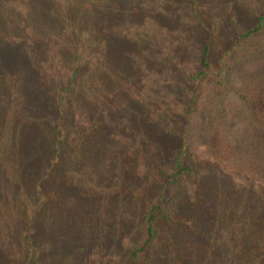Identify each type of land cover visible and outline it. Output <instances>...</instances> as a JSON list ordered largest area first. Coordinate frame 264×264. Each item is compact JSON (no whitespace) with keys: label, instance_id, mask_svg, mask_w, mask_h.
<instances>
[{"label":"trees","instance_id":"obj_1","mask_svg":"<svg viewBox=\"0 0 264 264\" xmlns=\"http://www.w3.org/2000/svg\"><path fill=\"white\" fill-rule=\"evenodd\" d=\"M25 1L23 11L35 19L24 26V38L4 20L20 10L0 14V55L21 47V62L0 69V258L14 253L13 264H47L55 239L105 250L127 233L133 246L125 256L120 251L119 264H264V115L250 126L253 142L233 136L232 152L244 146L234 161L242 171L233 175L244 184L223 177L219 166L204 178L194 152L196 101L187 84L211 71L209 28L200 27L207 40L197 70L171 69L164 81L184 104L175 113L160 107L158 88L150 96L133 93L146 72H164L162 62L139 55L151 49L148 39L126 35L144 0ZM179 4L198 12L196 0ZM76 8L84 17L78 19ZM45 19L52 33L37 27ZM262 22L264 15L221 59ZM48 62L70 75L50 77ZM221 71L219 96L229 86ZM240 98L249 111L264 110V90ZM208 124L207 138L215 143L218 134ZM194 180L199 188H187Z\"/></svg>","mask_w":264,"mask_h":264},{"label":"rangeland","instance_id":"obj_2","mask_svg":"<svg viewBox=\"0 0 264 264\" xmlns=\"http://www.w3.org/2000/svg\"><path fill=\"white\" fill-rule=\"evenodd\" d=\"M181 1L183 3L186 0H144L140 6V13L132 14L134 17L130 18V24H134L130 30H127L126 35L132 40H137L138 37L148 39L152 43L151 49L143 48L139 55L147 56L151 61L152 59L160 61L164 65L162 74L146 72L141 85L134 87L133 93L138 96L144 94L150 96L153 95L150 88H158L161 96L164 95L162 96L164 99L159 103L160 107L173 109L175 113L181 112L184 104L176 98V94L166 91L164 81L171 69L183 68L188 74L197 70L200 47L207 40L205 29L200 27L202 25L208 27L212 38L210 43L211 71L202 81H192L187 84L188 95L195 94L196 101V109L190 121L194 152L199 161L201 175H205L204 178L215 175L216 167L219 166L223 177L229 174L231 182L244 184V178L233 175V170L242 171L239 165L235 166L234 161L237 157H241L240 150L243 151L244 146L234 152L230 150V147H236L237 143L235 144L233 139L236 135L239 136V141H242L245 136L253 142V131L250 126L252 123L257 126L264 115V110L249 111L240 98V95H253L260 89L264 90V22L258 32L245 39L240 47L229 53L227 57L221 58L231 44L238 42L240 35L245 34L256 24L257 17L264 15V0H196L198 11L196 14H190L186 6H180ZM24 2L26 1L0 2V14L7 15L9 9L20 10L15 14L16 16L4 17V20L13 27H19L13 32L14 36L19 39L26 35V27H24L26 23L35 19L32 12L23 11ZM60 6L65 9L64 4ZM51 11L53 15L55 11ZM23 12V17L18 18L17 14ZM80 12L76 8L75 13L78 19L84 17V14ZM37 14L42 15L44 11L39 9ZM176 16L180 17L181 21H176L178 20ZM46 21L47 19L38 22L37 27L52 33L51 22ZM118 22V18L112 20L111 31L115 32ZM20 50L21 47L3 49L0 55V69L6 67L8 63L21 62ZM45 68L47 74L54 79H64L71 73L62 68L60 64L51 62L46 63ZM220 69H223L221 77L226 74L229 77L227 82L229 86L221 96L217 95L218 88L216 87L220 80L218 76ZM175 100L179 103H175ZM208 123L213 124V129L218 134L215 143L210 141V137L207 138L210 135L205 131ZM128 150L133 152L134 148L130 147ZM255 152V147H253L251 153L255 154ZM200 182L194 180L186 184V187L197 189ZM125 217L131 219L129 213H126ZM115 228L118 227L115 226ZM129 232L132 234L131 231ZM61 235L58 234V236ZM71 243L73 242L53 240V251L46 256L51 257L49 263L119 264L121 253H123L120 251L124 249L125 256V250L128 251L133 246V240L127 233L120 239V244L115 242L105 250L98 248L97 243L92 246ZM49 247L47 244L48 250ZM57 247L60 250H56ZM62 251L65 253L63 254ZM14 256V253L11 256L3 255L0 261L3 264H13Z\"/></svg>","mask_w":264,"mask_h":264}]
</instances>
